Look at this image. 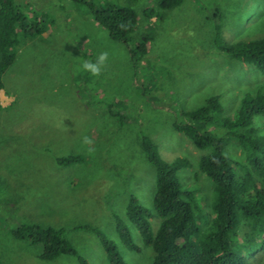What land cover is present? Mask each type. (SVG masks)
<instances>
[{
    "label": "rangeland",
    "instance_id": "obj_1",
    "mask_svg": "<svg viewBox=\"0 0 264 264\" xmlns=\"http://www.w3.org/2000/svg\"><path fill=\"white\" fill-rule=\"evenodd\" d=\"M18 2L47 32L21 37L17 59L3 75L1 264H80L65 255L43 260V244L14 235L24 226L65 230L88 264L109 263L99 236L77 229L82 226L112 241L127 264H153V248L144 245L135 226L129 225L139 246L135 252L121 243L116 229V217L130 224L125 209L131 195L153 210L156 168L148 161L143 138L168 163L189 160L192 166L179 176L209 213L214 185L197 167L206 153L178 133L174 123L184 121L182 111L197 110L215 95L226 114H232L244 95L258 91L256 73L217 53L214 35L221 26L228 43L262 39L264 0H185L163 20L147 21L143 12L157 7L148 0L135 8L140 20L131 46L112 41L82 3ZM145 36L151 38L148 53L138 60L130 51ZM100 53L107 58L94 76L81 65L95 63ZM257 124L264 132V119ZM228 147L231 155L243 157L237 143L229 140ZM71 156L82 160L59 164L60 158ZM151 222L156 232L161 221L154 217ZM246 232L242 230V238ZM248 260L264 264V255L253 252Z\"/></svg>",
    "mask_w": 264,
    "mask_h": 264
},
{
    "label": "trees",
    "instance_id": "obj_2",
    "mask_svg": "<svg viewBox=\"0 0 264 264\" xmlns=\"http://www.w3.org/2000/svg\"><path fill=\"white\" fill-rule=\"evenodd\" d=\"M73 1L89 8L97 25L107 31L112 41L131 46L140 20L135 8L148 0ZM154 1L157 7L143 12L147 21L163 20L166 12L179 8L185 0ZM46 30L38 17H29L22 10L18 0H0V91L4 90L3 75L17 59L21 37L45 36ZM214 36L216 52L250 66L256 73L254 81L260 87L255 94L244 95L232 114H226L221 97L215 95L197 110L182 111L184 121L174 123L178 133L206 153L197 167L214 185L215 196L209 213L206 204L193 189L184 186L179 176L192 166L189 160L178 158L168 163L160 157L158 147L149 138H143L148 161L156 168L153 210L142 206L137 197L131 195L125 209L130 224L116 217V229L121 243L135 252L139 246L129 225L135 226L144 245L153 248V264H250L248 258L253 252L264 255V132L257 124L259 119H264V84L260 82L264 79V37L228 43L222 36L221 26L216 27ZM150 39L145 36L141 43L133 45L132 56L138 60L146 56ZM217 129L226 133L219 134ZM229 140L239 145L242 158L230 154ZM81 160V157L71 156L60 158L59 164ZM154 217L161 221L156 232L151 222ZM77 229L99 236L109 264H127L116 245L103 234L89 226ZM243 229L247 230L245 238L241 237ZM14 235L19 239L30 237L34 244H43L41 258L45 261L65 255L76 257L80 264H88L66 238L65 230L24 226Z\"/></svg>",
    "mask_w": 264,
    "mask_h": 264
},
{
    "label": "clouds",
    "instance_id": "obj_3",
    "mask_svg": "<svg viewBox=\"0 0 264 264\" xmlns=\"http://www.w3.org/2000/svg\"><path fill=\"white\" fill-rule=\"evenodd\" d=\"M106 58H107V53H100L95 63H92L90 61H84L81 67L86 71H90L91 74L94 76L98 75L100 72L101 66L103 65Z\"/></svg>",
    "mask_w": 264,
    "mask_h": 264
}]
</instances>
